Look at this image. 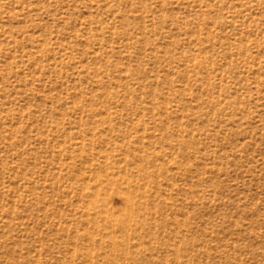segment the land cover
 Masks as SVG:
<instances>
[{
	"label": "rangeland",
	"instance_id": "obj_1",
	"mask_svg": "<svg viewBox=\"0 0 264 264\" xmlns=\"http://www.w3.org/2000/svg\"><path fill=\"white\" fill-rule=\"evenodd\" d=\"M0 264H264V0H0Z\"/></svg>",
	"mask_w": 264,
	"mask_h": 264
}]
</instances>
